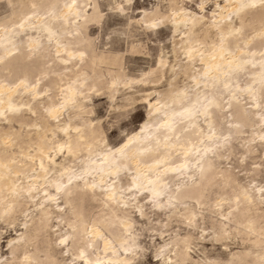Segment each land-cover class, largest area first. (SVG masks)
Here are the masks:
<instances>
[{"label": "bare ground", "instance_id": "obj_1", "mask_svg": "<svg viewBox=\"0 0 264 264\" xmlns=\"http://www.w3.org/2000/svg\"><path fill=\"white\" fill-rule=\"evenodd\" d=\"M5 1L12 9L11 18L18 20L12 23L10 19L11 25L0 23V122L8 126L0 132V221H8L28 201L34 209L14 242L10 239L6 243L9 256L0 264H66V257L72 256L82 264H132L140 246L130 213L135 211L146 219L145 199H149L150 213L164 215L167 222L185 218L186 226L194 229L204 215L196 221L189 217L190 207L181 208L180 203L197 201L217 186L222 190L236 187L238 194L227 204L220 200L202 209L210 216L212 240L229 239L230 233H225L234 230L248 246L229 254L226 260H205L202 264H264V191L257 194L236 184L225 170H221L219 181L211 182L218 162L231 153L237 141L248 140L239 134L257 125L260 121L253 116L264 111V0H198L195 12L186 6L175 8L168 26L177 36L167 52L172 63L180 58L174 66L166 56L158 57L157 73L151 69L152 73L142 79L125 75L119 80L108 78L95 91L84 80L76 82L78 85L69 80L66 82L73 85L61 89L59 101L50 88L30 82L29 76L51 47L57 59L69 63L65 67L69 73H62L60 82L81 77L89 54H93L90 63L99 61L102 55L93 53L90 41L81 46L86 27L100 12L98 3ZM209 2L213 9L207 14ZM114 8L124 10L119 3ZM148 15L143 11L135 23L150 28L157 25L156 20L162 23L166 18L163 14L156 18ZM254 24L261 26L247 34ZM70 44L80 47L73 45V49ZM259 45L263 49L257 48ZM114 60L116 63V59L110 61ZM183 78L190 81L179 86ZM161 81V90H142ZM103 91L113 110L124 111L134 105L139 92L148 109L146 121L115 146L105 142L100 121L91 118L92 99ZM250 99L254 103L247 107ZM255 104L258 109L253 108ZM227 117L239 127H230L229 138L222 139L221 119ZM12 123L19 129H12ZM241 147L245 153H253V145ZM80 153L84 159H79ZM175 178L185 182L178 191L169 187ZM86 199L99 202L101 222L85 226ZM165 200L170 207L165 206ZM200 204L207 206L208 202ZM58 216L68 228L63 248L56 244V233L47 228ZM119 230L124 233L121 237L116 236ZM172 246L173 256L163 253L162 264L193 262L188 237L173 240Z\"/></svg>", "mask_w": 264, "mask_h": 264}, {"label": "rangeland", "instance_id": "obj_2", "mask_svg": "<svg viewBox=\"0 0 264 264\" xmlns=\"http://www.w3.org/2000/svg\"><path fill=\"white\" fill-rule=\"evenodd\" d=\"M95 1L99 5L100 12L96 16L95 19L96 21L94 20L86 27L84 32L85 36L83 35L86 39L84 38L85 40L83 44H81V46H84L86 42L90 41L91 45L94 47L93 53L100 56L102 55L101 58H98L99 61L102 62V64L100 63L98 64L99 61L95 63H90V61L93 60V54H89L90 52L88 51L87 54H89V58H88L89 64L82 72L83 73L82 76L84 78H82V76L81 77L77 76L75 77V79L74 77L73 78L71 77L66 80H62L61 83L59 77L62 73H69V70L65 68L66 66L69 65V63L62 62L61 60L57 59L58 55L54 53L55 49L51 47L44 54L45 57L42 56L43 58L41 57L37 60L38 62L34 64L35 70L32 72V74L33 73L34 74L33 75L31 74L29 76L30 82L32 81L34 83H38V86L40 87L46 86L48 89L50 88L49 90H51V92L54 94L55 101L60 100L61 97L60 91L62 88L64 90L66 89L64 88L66 86L73 85L74 83L76 85L77 84L76 82H78L79 80L80 81L84 80L83 81L84 84H86L89 88H91L90 89L91 91L93 90L95 91V89H97V86L103 84L105 85L109 81V79L111 80L113 77H115L113 78V80L114 79L119 80L120 78L123 79L124 75L126 77L128 76L127 78L142 79L143 77L145 78L147 75L150 74L149 71L151 69L152 72L153 70H155V72L153 73H157V70L160 67L159 59H165L167 57L170 60L169 61L170 65H172L173 63H177L178 60L180 59L179 57H178L179 59L176 58L177 60L174 59L173 61L175 62L172 63L171 61L172 58H170L171 55L169 53L168 54L170 56L167 54V52L170 50V44L172 45L173 39L176 38L175 36H177L176 33L171 32L170 27L168 26L170 16L172 15V10L180 6H186L188 10L195 12L197 11L196 2H198V0H173L170 3L168 2V0H128L129 2H126V0H95ZM117 3H119L122 6V8L124 9L123 12H119L114 8L115 4ZM121 3L124 5H122ZM169 4L170 7H168ZM13 7L15 8L16 5H14ZM157 9L159 10V13L155 14L154 11H156ZM212 9H213V5L211 2L206 4L205 12L207 14ZM143 11L146 13L148 12L149 14L148 17L156 18L159 15L163 14L165 15L166 18L163 20L162 23L161 20H156L157 23L156 26L147 28L146 25L144 24L135 23L141 18ZM11 12L12 9L7 4V2L5 0H0L1 24L11 25L13 22H16L18 20V18H11ZM10 19L13 20L12 23H9ZM4 20H6L7 23ZM131 22L132 25H130ZM253 26H252L253 28L252 27L248 28L247 34L250 33L253 34V31L251 30H254L255 27L261 26V24H254ZM70 46L71 48L80 47V45L77 44H72V45L70 44ZM257 48L263 49V47L260 45L257 46ZM53 58L56 59L55 62ZM113 59L117 60L116 63L115 60L113 63L110 61V60L113 61ZM109 62H111L112 65H110L111 63ZM77 68L78 65L77 67L72 66L71 70H76ZM175 68H177L176 64H175ZM110 72L115 74H110ZM2 75L6 76L7 75L6 71H4ZM48 79L49 80L51 79V82L53 79V82L52 83L49 82ZM69 80L70 81L72 80L71 83L73 82L74 83L73 84L68 83ZM183 80L184 81L181 80V82L179 81L178 83L180 84L179 86L181 85L185 86L190 81V79L187 80V78H183ZM243 80L244 79H241V82H243ZM101 81H103L104 83L102 84ZM153 83L151 85L149 84L148 87L142 88V90H148L152 88L161 90L164 88V81H161L160 84L159 82L158 83L153 82ZM151 92L153 91L151 90ZM141 95H142L141 92L136 93L135 98L137 99V101L135 102L134 105H132L131 107H127L126 110L124 111L113 110L109 107V101L105 91L101 92L100 95L93 97L92 99L93 114L91 115L92 116L91 118L93 120L100 121L101 129L105 135L103 137L106 138L105 142L107 141L111 146L117 145L123 140L125 134L132 133L138 127L139 124L143 123L144 120L146 121L147 119L146 111H148V109L145 108V105L142 104V102L140 101L139 98ZM247 103H248L247 107H250L248 105L249 103H254V99H250V101H247ZM257 106L258 105L255 104L253 105V108L258 109ZM253 118L255 120L258 119L260 122H258L257 125L254 124L250 129H244V133L239 134L240 138L242 137L248 138V140H244V141L240 140L241 141L240 143L237 141L233 145V149L231 153L225 155L218 162L217 164L218 166H216L218 170H216V172L214 173L215 175L212 176L211 182L219 181L223 175V173H220L221 170L222 171L225 170L227 171V173H230L231 178L235 180L236 184H240L241 186L248 189H253L256 191L257 194H259L258 193L259 191L262 190L264 191V131L261 130V127L262 129L264 127V122L262 121V119L264 118V111L263 110L259 111V113L254 115ZM31 119H34V117L32 116ZM28 122L30 123L31 121L29 120ZM221 122H222L221 123L222 127L220 128V135L221 134L223 135L221 137L222 139L229 138V134H227V132L230 130V127L233 128V125L234 127H239V125H237L236 123L231 122L230 117L221 119ZM1 124H0V132L7 131L8 126L5 123H1ZM11 127L14 130L19 129L16 123L14 124L12 123ZM14 144L16 145L17 143L15 142ZM247 144L253 145V153H252L253 156L252 154L245 153L244 149L241 147V146L247 147L248 146ZM235 145L237 147H235ZM15 147L14 149H16ZM78 157L79 159H84V155L82 153H80ZM181 179L175 178L171 180L169 187H171L172 190L174 191H178L179 188L183 186V184L185 183V182L183 183L184 180L181 181ZM189 179L191 180L192 176ZM175 181L177 183H174ZM217 187L219 188V186ZM218 188L214 187L206 196L204 195L203 198L201 197L197 201L194 199H185L180 203L179 207L181 208L190 207L191 209L189 215L190 218H193L197 221V219H199L201 215H204V218L201 221H198L194 229L188 228L186 226L187 220L185 218H182L180 220H171L167 222L164 215L154 212L150 213L151 211L150 205H148L147 202L149 201V199H145L144 201L146 202L144 203L145 204L147 203L145 206V211H146V215L148 216L147 217L148 220L147 218L145 219V217L142 218L139 217V215L137 216V213L135 211H132L130 213V216L133 219V224L135 223L133 225L134 230L135 232L138 231L136 232V234L138 235L137 241L140 246L139 255L132 264H162L161 256L163 255V253L167 252L168 256L170 257L173 256L172 241L184 237L189 238V244H190L189 254L193 259L192 263H186V264H202L203 261L212 260V259L226 260L229 254L240 252L245 247H247L248 244L246 242L242 244L240 236L234 235L235 233L234 230H229L227 233H225V235H228L230 233L229 235H231V237H229V239L215 238L214 240H212L214 236L213 238L211 236L213 235L212 233L213 229H211V223L209 219L210 216L203 210L206 209L208 205L209 207L212 206V204L215 206V204L219 203L218 201L220 200L221 201L224 200L225 204H227L228 200L230 202L231 198H232L231 200L234 201L236 200L234 199L235 196L238 194V189L236 187H232V188L228 187L223 190ZM168 198L170 197L168 196ZM205 198L206 201L208 202L207 206L200 204L202 202L206 204V201L204 200ZM166 200L164 201L165 206L170 207V205L166 203ZM170 201L175 202L174 199L173 200L171 199ZM97 203L96 201H91L89 199H86L84 201V208L87 207V209L86 208L84 209L85 212L84 215L86 216L85 226H88L90 222L92 223L97 221L99 223L101 222L100 220H103L100 217L101 215L100 212L102 209L99 206L100 205L99 202ZM31 206H32L31 201H28L26 204H24L21 207V210H18V212L14 214L8 221H0V263L1 261L6 260V258L9 256L8 244L6 243L10 239H12L11 241L14 242V238L20 234V229L24 227V226L22 227V225L29 220V217H27V215L31 214V212L34 209L33 206L32 207ZM158 208H160V206H158L157 209ZM95 213H97L98 216ZM94 214H95V218L93 216ZM87 215H89L90 217ZM58 217H54L55 219L54 218L51 219L49 221L50 223H48L47 228L50 231L56 233L54 237L56 244L63 248L65 240L68 239L69 236L67 233L68 228L65 227L66 224L64 223V220L62 221V219ZM119 231L116 232L117 237H121L124 234L121 231H120L121 233H119ZM180 242L183 243V241ZM240 242L242 245L240 244ZM242 246L245 247L242 248ZM63 253L64 255H66L67 250L64 249ZM213 255H215L217 258ZM58 258L60 259L59 256ZM64 263L82 264L78 260H75L73 256L71 258L66 257ZM168 264H174V262L173 261L168 262Z\"/></svg>", "mask_w": 264, "mask_h": 264}]
</instances>
